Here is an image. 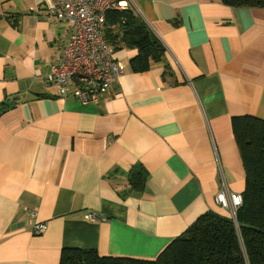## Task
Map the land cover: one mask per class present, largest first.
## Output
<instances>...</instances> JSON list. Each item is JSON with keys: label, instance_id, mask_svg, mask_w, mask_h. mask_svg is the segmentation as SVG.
I'll return each mask as SVG.
<instances>
[{"label": "crops", "instance_id": "0c3cea01", "mask_svg": "<svg viewBox=\"0 0 264 264\" xmlns=\"http://www.w3.org/2000/svg\"><path fill=\"white\" fill-rule=\"evenodd\" d=\"M114 1L169 50L134 73L138 53L112 46L126 72L84 105L47 80L71 24L43 0H0V264H60L64 249L154 261L200 217L229 216L223 183L245 192L233 120L264 121V9Z\"/></svg>", "mask_w": 264, "mask_h": 264}, {"label": "trees", "instance_id": "16d2710c", "mask_svg": "<svg viewBox=\"0 0 264 264\" xmlns=\"http://www.w3.org/2000/svg\"><path fill=\"white\" fill-rule=\"evenodd\" d=\"M232 7L264 9V0H223ZM104 37L116 50H135L130 61L134 73L148 71L164 59V46L137 14L111 10ZM233 129L246 172L243 204L237 223L229 216L208 213L176 238L154 261L116 259L96 250L64 249L60 264H264V121L254 117L233 120ZM148 177L142 171L130 174L133 191L143 193Z\"/></svg>", "mask_w": 264, "mask_h": 264}, {"label": "built area", "instance_id": "2783aa9c", "mask_svg": "<svg viewBox=\"0 0 264 264\" xmlns=\"http://www.w3.org/2000/svg\"><path fill=\"white\" fill-rule=\"evenodd\" d=\"M43 1L50 16L72 26L62 60L52 67L48 82L57 86L59 99L73 96L84 105L99 102L126 72V67L114 58V49L104 38V26L109 11H127L130 9L128 3L114 0ZM161 44L169 50L167 45ZM216 202L237 223L242 195L231 192L223 183ZM46 232V224L35 226V235Z\"/></svg>", "mask_w": 264, "mask_h": 264}]
</instances>
